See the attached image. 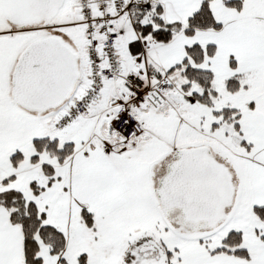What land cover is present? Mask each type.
<instances>
[{
    "label": "snow or ice",
    "instance_id": "obj_1",
    "mask_svg": "<svg viewBox=\"0 0 264 264\" xmlns=\"http://www.w3.org/2000/svg\"><path fill=\"white\" fill-rule=\"evenodd\" d=\"M0 264H264V0H0Z\"/></svg>",
    "mask_w": 264,
    "mask_h": 264
}]
</instances>
